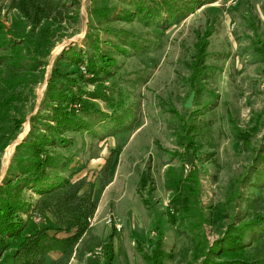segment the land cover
Returning <instances> with one entry per match:
<instances>
[{
    "label": "rangeland",
    "instance_id": "1",
    "mask_svg": "<svg viewBox=\"0 0 264 264\" xmlns=\"http://www.w3.org/2000/svg\"><path fill=\"white\" fill-rule=\"evenodd\" d=\"M19 1L0 0L22 43L0 44V76L28 70L0 114V189L22 235L0 234V263L264 264V0H52L35 25ZM37 138L56 161L35 188ZM32 229L42 250H21Z\"/></svg>",
    "mask_w": 264,
    "mask_h": 264
},
{
    "label": "trees",
    "instance_id": "2",
    "mask_svg": "<svg viewBox=\"0 0 264 264\" xmlns=\"http://www.w3.org/2000/svg\"><path fill=\"white\" fill-rule=\"evenodd\" d=\"M51 8V14L54 10V1L52 0H20L19 1V10L22 13V15L27 18L32 25L38 24L39 21L42 18H48L49 12ZM11 33V31H10ZM6 34L7 32L4 31L3 25L0 24V35L2 36L0 38V44H3L4 42L7 44H14L9 47V49L15 50V53H18L19 50H16V48L21 49V44H16V40L10 42L9 40H6ZM19 45V46H18ZM4 59L0 58V61ZM11 62L14 63V67H6V75L0 76V108L1 112L2 110L6 109L9 102L13 99V95L9 96L10 91L15 88L16 86H19L22 83V77L24 75H27L28 70L25 69V65L20 63L17 59H10ZM37 67V66H35ZM13 72H16V75L13 77ZM45 138H37L36 140H33L32 142L26 144L24 146H28L29 153H31V159L29 161V167L24 170L22 174H30L29 181L33 182L35 185L33 187L37 188L40 185H47L45 183V179H42L43 172L46 167H52V165L55 163V159L52 158H46L44 160L39 158V154L43 153V148L45 147V142H43ZM21 162V161H20ZM22 163V162H21ZM32 172V173H31ZM12 180H7L6 183L3 185V188L0 189V234L2 236H6L11 238L8 240L7 244L2 245L4 250L9 248L10 244L16 243V240L18 238H21V229L22 226L19 221L16 220V215L18 213L19 207L17 205V202L13 200V196L11 194V185ZM59 189V188H58ZM54 188L43 190L44 195L45 193L49 196H53ZM6 195V196H4ZM6 197V198H5ZM54 199V198H53ZM41 206L42 212H45L46 206L43 203H39ZM19 207V208H18ZM49 209V208H48ZM85 216H87V212H82ZM81 213V214H82ZM15 217V218H14ZM35 229V228H34ZM40 232L38 230H31V233L29 237L23 236L22 242L20 243V249L32 252L34 250H42L41 247V241L39 237ZM45 237V236H44ZM1 244V243H0ZM17 252V250H16ZM17 255V253H16ZM10 255H7L4 257V259L1 261L0 264H7V260L9 259ZM19 257V256H18ZM23 264H34V261H24Z\"/></svg>",
    "mask_w": 264,
    "mask_h": 264
},
{
    "label": "water",
    "instance_id": "3",
    "mask_svg": "<svg viewBox=\"0 0 264 264\" xmlns=\"http://www.w3.org/2000/svg\"><path fill=\"white\" fill-rule=\"evenodd\" d=\"M193 100V95L190 96V98L188 99V101L186 102V109L189 108L191 106ZM188 163L191 164L192 163V159L188 156Z\"/></svg>",
    "mask_w": 264,
    "mask_h": 264
},
{
    "label": "bare ground",
    "instance_id": "4",
    "mask_svg": "<svg viewBox=\"0 0 264 264\" xmlns=\"http://www.w3.org/2000/svg\"><path fill=\"white\" fill-rule=\"evenodd\" d=\"M10 149H12V148H10Z\"/></svg>",
    "mask_w": 264,
    "mask_h": 264
},
{
    "label": "built area",
    "instance_id": "5",
    "mask_svg": "<svg viewBox=\"0 0 264 264\" xmlns=\"http://www.w3.org/2000/svg\"><path fill=\"white\" fill-rule=\"evenodd\" d=\"M117 227V226H116Z\"/></svg>",
    "mask_w": 264,
    "mask_h": 264
}]
</instances>
